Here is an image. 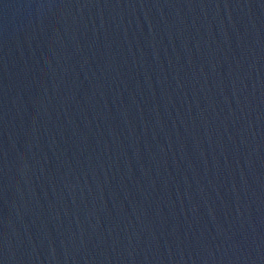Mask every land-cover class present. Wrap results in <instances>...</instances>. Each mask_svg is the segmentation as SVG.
I'll list each match as a JSON object with an SVG mask.
<instances>
[{"label": "water", "instance_id": "1", "mask_svg": "<svg viewBox=\"0 0 264 264\" xmlns=\"http://www.w3.org/2000/svg\"><path fill=\"white\" fill-rule=\"evenodd\" d=\"M0 264H264V0H0Z\"/></svg>", "mask_w": 264, "mask_h": 264}]
</instances>
